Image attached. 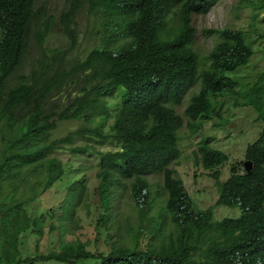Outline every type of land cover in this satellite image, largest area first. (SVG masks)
Listing matches in <instances>:
<instances>
[{
  "label": "trees",
  "instance_id": "1",
  "mask_svg": "<svg viewBox=\"0 0 264 264\" xmlns=\"http://www.w3.org/2000/svg\"><path fill=\"white\" fill-rule=\"evenodd\" d=\"M37 1L0 0V264H264V133L246 150L252 172L238 162L227 180L219 168L229 155L211 137H202L195 152L216 182V205L239 208L238 217L217 220L215 206L198 208L173 167L186 119L198 133L205 121L223 117L224 96L253 107L264 122V71L249 84L237 75L255 54L253 37L231 27L206 30L216 42L202 65L193 15L220 0H69L63 23L72 46L78 41L72 25L86 4L100 20L99 44L74 61L52 49L24 73L34 31L41 45L53 27ZM247 7L257 19L264 0ZM198 83L181 114L176 106ZM61 120L84 126L53 139ZM77 138L86 145L74 153L98 157L95 188L104 209L98 226L110 249L92 250L76 239L25 255L28 235L42 237L50 226L64 236L78 223L86 175L71 182L57 208L33 217L26 207L64 176L66 164L55 153ZM158 173L163 185L155 189L149 177ZM124 180L137 219L121 224Z\"/></svg>",
  "mask_w": 264,
  "mask_h": 264
},
{
  "label": "rangeland",
  "instance_id": "2",
  "mask_svg": "<svg viewBox=\"0 0 264 264\" xmlns=\"http://www.w3.org/2000/svg\"><path fill=\"white\" fill-rule=\"evenodd\" d=\"M248 1L250 0H220L207 13H196L193 15V25L196 29L193 45L200 55L202 65L209 63V56L216 42V36L209 34L206 30L231 27L243 29L247 31L248 35L253 37L255 54L249 65L237 73L244 84L253 83L257 76L264 71V11L259 13L257 19H254L252 17L254 10L247 7ZM69 6V0L37 1V12L45 11L46 19L49 18L53 22V27L50 36L41 45L37 41L36 31H34L32 47L22 68L24 73L30 72L33 65L38 64L40 60L46 61V55L52 49L66 51L68 59L74 61L84 58L92 47L99 44L101 35L100 20L89 12L86 4L72 25L78 38L77 44L74 47L72 46L64 30L63 23L64 13ZM1 37L2 33L0 30ZM199 88L200 83L189 91L181 105L176 106L181 114L184 115L191 95L193 92H197ZM118 99L119 96H115L111 100L112 104H115ZM220 100L224 102L223 117L205 121L203 129L198 133L191 131L186 119L185 126L179 130V144L182 156L173 165L177 170V177L184 183L196 206L200 209H208L211 206H215L214 217L217 220L225 217H238L241 214V210L239 208L216 205L219 199V192L214 178L210 175L211 171L195 162V152L199 141L202 137H211L213 146L229 155V161L219 168L222 173V180H227L231 175L233 164L245 162L248 146L258 140L264 133V122L259 119L258 113L253 107L236 106L231 96H224ZM58 104L61 107L60 101ZM57 108H59L58 105ZM112 121L113 119L111 118L110 123ZM83 126L84 123L79 120L57 121V127L52 133V138L64 137L70 131ZM84 145H86V140L77 138L73 143L66 144L56 151L55 156L66 164L64 176L40 198L26 205L29 214L33 217L41 216L50 208H57L65 199L71 182L86 175L89 189L86 199L76 212V218L78 219V223L75 224L76 227L72 229L71 233L64 236L57 231L50 232V226L45 228V233L42 237H38L36 234L28 235L22 245V251L25 255L34 254L37 247L40 251H48L51 248H58L63 240L76 239L89 242V248L92 250L108 251L110 249L109 243L104 239L105 235H102L104 231L98 226V220L104 210L100 200L97 198V188H95L99 185V180L96 177L98 157L95 154L82 155L72 151L75 146ZM100 149L109 150L113 149V147L105 146ZM149 179L154 183L155 189L162 188V174H154ZM123 182L127 184V187H125L126 190L123 196L120 197V209L117 216L119 217L117 222L120 221L121 224H125L126 222L124 221L129 216L132 222L137 219V214L134 212L135 209L134 207L132 208L133 203L130 200V181L124 180ZM54 220L56 221V219Z\"/></svg>",
  "mask_w": 264,
  "mask_h": 264
},
{
  "label": "water",
  "instance_id": "3",
  "mask_svg": "<svg viewBox=\"0 0 264 264\" xmlns=\"http://www.w3.org/2000/svg\"><path fill=\"white\" fill-rule=\"evenodd\" d=\"M244 165H245V168H246V170L248 171V172H252V170H253V163L250 161V160H246L245 162H244Z\"/></svg>",
  "mask_w": 264,
  "mask_h": 264
}]
</instances>
